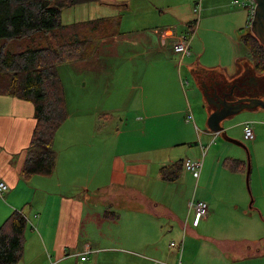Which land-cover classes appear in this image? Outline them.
<instances>
[{
	"label": "crops",
	"instance_id": "obj_1",
	"mask_svg": "<svg viewBox=\"0 0 264 264\" xmlns=\"http://www.w3.org/2000/svg\"><path fill=\"white\" fill-rule=\"evenodd\" d=\"M130 1L84 3V7L85 4L89 6L88 14H81L84 18H80L81 15L74 11L75 6L65 10L76 15L67 16L68 22L74 23L116 17L120 14L117 7L126 8ZM197 1L200 7L198 13L193 10ZM161 13H169L174 18V24L164 26L159 20L153 22L148 19L134 30L127 31L124 30L127 24L121 17V34L102 41L97 52L81 62L83 70L95 68L96 73L102 74L110 69L106 65L105 56L114 55L118 58L120 63L113 69L111 77L119 89L136 91L134 99L138 105L133 120L137 122L136 126L130 128L126 124L129 118L126 121L121 117L119 123L111 129L106 123L99 126L94 113L79 109L72 111L68 107V126L67 129H61L62 138L66 137L71 142L79 136L85 139L89 137V148L80 152L86 155L84 170L91 176L88 182L81 185L61 179L59 172L63 171L66 163L56 140L53 142V172L24 179L21 170L35 126L34 106L26 100L0 95V181L8 186L0 195V225L14 211L21 213L26 221L23 255L17 264H78V261L88 264H105L107 261L112 264H152L156 259L172 263L171 254L178 252L181 241L174 242L175 246L170 249L167 239L172 233L178 234L179 228L188 236L190 246V258L185 264H234L236 254L251 257L264 251V237L260 234L262 223L258 219L244 217V214H248L245 208L249 193L245 188L247 161L245 163L234 156L222 158L223 168L233 176L242 175L241 179L227 176L237 182L235 197L230 202V208L225 210H221L214 201L202 199L209 202L208 214L194 225V217L190 219L185 216L190 199L186 197L182 210L178 211L177 200L171 192L176 182H187L191 181V177H196L186 171L183 165L174 174L172 169L164 171V176L161 169L180 160L198 161L199 158L194 157L198 155L199 149L172 152L165 151L161 146L133 145L113 152L115 146L108 153V148L103 144L105 141L115 144L121 137L156 136L157 132L166 135L170 132L177 139L176 145H183L186 141H193L196 134L203 159L202 148L207 145L201 144L200 138L204 132H198L187 120L189 97L193 94V89L189 91L185 87L190 84L186 75L189 70L187 65L210 76L218 94L226 84L234 85L235 90L242 87V91L252 87L255 90L264 88V75L257 74L249 64L244 63L247 55L240 35L242 29L250 25L246 9L233 5L232 0H184L163 7ZM210 20L220 22L215 31L221 36L218 49L210 51L211 59L216 58L211 63L202 61L206 50L202 31L207 29L205 24ZM194 24L197 32L192 37L190 33ZM180 36L189 38L190 47V54L182 58L172 49L173 42ZM196 85L200 89L197 82ZM262 95L264 90L259 95L264 99ZM204 106L208 108L209 116L218 110L207 102L205 96ZM110 110L106 108L105 118H110ZM242 112L252 115L250 118L264 121V109L260 107L240 110L220 121L226 134L238 131V123L242 125L240 132L243 131L248 118L239 116L241 119H233ZM263 127L264 123L253 131L254 137L251 140L258 139L257 133H261ZM92 139L97 140L95 146L91 143ZM226 160H236L237 163L227 166ZM204 167L202 163L198 179ZM209 168L207 166L203 174L205 178H208ZM255 169L252 190L258 201L257 207L264 216V167L258 165ZM218 170L217 160L214 173ZM253 172L252 168L251 177ZM212 181H215V176ZM208 183H211L210 178ZM250 184L252 186V179ZM78 187L83 192L79 190L74 195L72 190ZM165 187L170 192L161 198ZM196 197L194 195L192 199ZM227 217L232 219L229 221ZM217 221L223 223L216 226ZM89 222L93 226L87 227ZM86 245L91 251L81 260Z\"/></svg>",
	"mask_w": 264,
	"mask_h": 264
},
{
	"label": "rangeland",
	"instance_id": "obj_2",
	"mask_svg": "<svg viewBox=\"0 0 264 264\" xmlns=\"http://www.w3.org/2000/svg\"><path fill=\"white\" fill-rule=\"evenodd\" d=\"M99 1L107 2L108 0H99ZM183 1L184 0H131L128 7L126 8L117 7V10L120 14H118L116 17L123 18V22L127 24L124 30L127 31L134 30L137 27V25L148 19L153 20V22H155L154 20H159L160 22L163 23L164 26H166L168 24H174L173 22L174 18L169 13H161V9L171 3L183 2ZM75 7L76 9H74V11L78 12L80 15L85 13L88 14L87 11V8L89 7L88 5L85 4L86 9L82 4L75 5ZM67 11L69 10H65V11L63 10L61 13V18L64 23L65 22L69 23L68 22L69 18H67L68 15L76 16L74 15L73 12H67ZM80 18H84V16L81 15ZM218 25H220L219 21L210 20L205 24V27L207 29H203L202 31V36L206 48L204 55L202 57V61L204 62L208 61L211 63L216 59L215 57L211 59L212 55L210 51L218 49V42L221 39V36L215 31V28ZM249 31H251L250 25L242 29V33H246ZM196 32H197V27L194 24L193 31L192 33H190V36L194 37L196 35ZM200 45L202 47L201 43ZM105 58L107 62L106 65L110 69L102 74L96 73L95 68L94 70H90V71L88 69L83 70L81 66L82 65L81 62L84 61V59L74 62L62 63L58 66V72L63 83L67 102L68 104H70L68 106L69 110L76 111L77 109H79L89 114L94 113L95 115H97V120H98L97 124L99 126H102V123H106L109 129L115 127L116 124L119 123V119L121 117L123 119H126V121L127 118H129L128 119L129 121L126 124H128L130 128H133L134 126L137 125L136 121L133 122L137 114L136 108H138V105L137 103H135V99H134L135 98L134 95L136 94V91H125L116 87L117 84L112 79L111 74L113 69L118 65V63H120V60L118 58H115L114 55L112 56L107 55L105 56ZM87 63H91V62H87ZM133 70L138 71L136 68L135 69L133 68ZM186 75L190 81V84L189 86L188 84H186L185 87L189 91L190 89H193V94H192L193 96L191 95L189 97L190 105L187 113V120L188 122L191 123V125L194 128L196 127L198 129V132H204V134L200 138V141L201 144H203L204 146L209 144V147L202 159V163L205 164V167L204 170L202 171V175L200 179L196 180L197 178L191 177V181L176 182L172 188L171 194L177 200L178 211L182 210V203L184 199L188 197L187 199L188 200L190 199L191 201L193 200L192 198L194 195H197L195 201H199L202 199H209L210 201H214L217 205H219L221 210H225L226 208H230L231 206L230 202L235 197L234 189L237 187V182L231 180V178L227 176L236 177V178L238 177L239 179H241L242 175L236 174L233 176L231 172L223 168L221 166L222 158L226 156H234L235 158L244 160L246 163L247 161L246 151L241 146L225 141L219 134L216 135L215 138L212 140L213 137L212 131H210L207 125L209 118V112H208L209 110L206 106H204V96L202 95L201 90L197 87L196 82L194 81V78L192 77L191 72L189 70L186 71ZM106 108L112 109L109 112L110 118L109 117L105 118ZM237 115L238 116L233 117V119L234 120L241 119L239 116H243V118H248V120L251 121L252 123L251 125L252 128L254 129L253 131H255L256 128L261 127L262 124L264 123L263 120L257 118H250L252 115H250L247 112H242ZM66 120L57 130L55 134L56 138H54V143L56 140L58 145L57 147H59V150L63 151V159L65 160L66 163L65 167L62 168L63 171L59 172V175L63 180L68 179L70 182L74 184L82 185L83 183L88 182V179H90L91 176L88 175L84 170L86 155L80 152H85V149H87V147L89 148L90 140L89 137L88 139H85L83 136H79L76 139H73L71 142H68V139L66 137L63 139L61 129L64 128L67 129L66 127L68 125ZM227 122H223V124L225 123L227 124ZM236 127L238 128V131H235L234 133L227 132V135L230 136L231 138L241 140L248 146L250 150L251 153L250 172H252V168L254 171L252 177H251V173L249 177V184L252 179V186L250 184V187L252 189V187L254 188V179H255V171H256L255 168L258 165L264 167V127L262 128L261 133H257L258 139L256 141H254L255 139L249 140L244 137V131L240 132V129H242V125L240 126V124L238 123V126ZM156 134H157L156 136L152 135L153 137L142 136V135H137L135 137H125V138L121 137L119 141L115 144H112L111 142L107 143V141H105L103 144L105 145L106 148H108V153L109 150L113 149L115 146L117 147L113 150V152H115L120 148H129V146L132 147L133 145L134 146L155 145V147L161 146L165 149V151L170 150L172 152H177L180 149L196 148L199 150H198V155L194 158H199L198 160H201V153L199 146L200 144L196 134L193 136V141H186V143L183 145H176L177 139L174 136L170 135V132L166 133V135H164L163 132H157ZM208 134L209 136H207ZM96 141H97L96 139L91 140L93 146L96 145L95 143ZM109 158H111V153L109 154ZM217 160H218V167L220 170H218L217 173H214V167ZM207 166H210L208 171V178L211 179V183H208V178H205L203 176V174H205V172L207 171ZM213 176H215V181H212ZM92 186L93 184L91 185V187ZM245 188L247 190L246 183H245ZM79 190L80 192H83V190H81V188L78 187L77 189L72 190V193L74 195H77L79 193ZM169 192L170 190L167 187H165L163 189L161 198L169 194ZM252 194H253V190H252ZM253 199L254 201L252 202L251 205L257 207L258 201L255 199L254 194H253ZM250 200H251V196L248 193V199L245 207L248 210V214H244V217L255 218L262 223L263 229L260 231V234H263L262 235L263 238L264 221L261 220V216L257 209L254 208L249 209ZM24 208L25 207H23V209ZM226 213H231V212H226ZM185 216L187 218L189 217L190 219L194 217V212L193 211L189 212L188 205L185 209ZM226 219L230 221L232 218L227 217ZM221 223L223 222L217 221L216 226ZM90 225L93 226V224H91L90 222L87 223V227H90ZM179 229L180 232L178 234L172 233L170 237H168L167 246L169 248V243L172 241L180 242L183 240L180 264H185L187 260L190 258V255L188 254L190 246L187 241L188 236H186L182 228ZM240 234L248 235L245 232H240ZM171 257L173 260L172 263L166 262L164 260H158L160 262L158 264L179 263V256L177 251L173 252L171 254ZM234 257H235L234 264H264L263 250L261 254L254 255L251 257H241L238 254L234 255ZM78 264H88V263L78 261ZM105 264H112V263H110V261H107ZM152 264H154V262H152Z\"/></svg>",
	"mask_w": 264,
	"mask_h": 264
},
{
	"label": "trees",
	"instance_id": "obj_3",
	"mask_svg": "<svg viewBox=\"0 0 264 264\" xmlns=\"http://www.w3.org/2000/svg\"><path fill=\"white\" fill-rule=\"evenodd\" d=\"M90 2L101 1L0 0V95L26 100L34 106L35 126L21 170L24 179L50 175L55 168L53 142L68 116L58 66L95 54L102 41L121 34L120 17L63 23V10ZM240 41L247 55L244 63L264 75V47L251 31L241 33ZM236 163L225 161L227 166ZM182 165L183 161H177L163 167L161 173L164 176L168 169L177 173ZM25 229L26 221L18 211L0 225V264L21 260Z\"/></svg>",
	"mask_w": 264,
	"mask_h": 264
},
{
	"label": "water",
	"instance_id": "obj_4",
	"mask_svg": "<svg viewBox=\"0 0 264 264\" xmlns=\"http://www.w3.org/2000/svg\"><path fill=\"white\" fill-rule=\"evenodd\" d=\"M255 8L250 21V30L257 38L259 43L264 47V0H253ZM193 78L199 85L202 93L204 94L207 102L214 105L218 110L210 114L208 118V128L213 132H218L220 136L230 143L241 146L246 151L247 156V170H246V186L251 196L249 207L257 209L261 220L264 221L259 209L252 206L253 194L249 185L250 169H251V153L248 146L241 140L229 137L220 125V121L229 115H232L243 109H254L260 107L264 109V99L259 97V93H255V89L248 88L242 91V87L235 90L234 85H225L224 90L218 94L213 79L202 71H195L191 66L187 65ZM255 84V83H254ZM256 85V84H255ZM240 91V93L238 92ZM264 96V95H262ZM222 99V100H221ZM224 100V101H223ZM232 103V104H228Z\"/></svg>",
	"mask_w": 264,
	"mask_h": 264
},
{
	"label": "built area",
	"instance_id": "obj_5",
	"mask_svg": "<svg viewBox=\"0 0 264 264\" xmlns=\"http://www.w3.org/2000/svg\"><path fill=\"white\" fill-rule=\"evenodd\" d=\"M232 3L233 5L239 6L247 10L249 14V24H250V21L252 19V15L254 12V8H255V2L253 0H232ZM193 10L197 13L199 12L200 10L199 1L195 2ZM172 49L175 53H177L180 56V58L189 55L190 54L189 38L186 36H180L179 38L176 39V41L173 42ZM251 124L252 123L250 121H247L244 123V126H243L244 137L249 140H251L254 137V132H253V128ZM216 135H218V132H214L213 139L215 138ZM208 146L209 145H207V147L205 148L204 147L202 148V158ZM183 168L186 171L190 172L194 177L198 179L201 173V169H202V159L198 161H192L190 159H185L183 161ZM7 187L8 186L5 182L0 181V195L2 194L3 190L7 189ZM188 207H189V212L190 211L194 212V221H193L194 225H197L201 219H204L207 217L208 205L205 201L191 200L188 203ZM182 241L178 245L179 263L177 264H180V258H181L182 246H183ZM174 246H175V243L173 241L169 243L170 249L173 248ZM90 251L91 249L86 245L83 250L84 255H81L80 257L81 260H84L86 258L85 255L89 253ZM154 263L158 264L160 262L158 260H154Z\"/></svg>",
	"mask_w": 264,
	"mask_h": 264
},
{
	"label": "flooded vegetation",
	"instance_id": "obj_6",
	"mask_svg": "<svg viewBox=\"0 0 264 264\" xmlns=\"http://www.w3.org/2000/svg\"><path fill=\"white\" fill-rule=\"evenodd\" d=\"M263 90H264V88L263 87H260V89L259 90H255V92L261 94ZM209 106H211V105H209Z\"/></svg>",
	"mask_w": 264,
	"mask_h": 264
}]
</instances>
